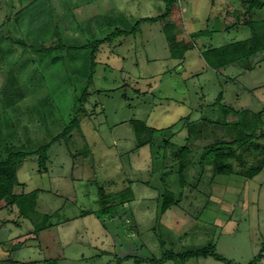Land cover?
I'll use <instances>...</instances> for the list:
<instances>
[{"label":"rangeland","instance_id":"374dc122","mask_svg":"<svg viewBox=\"0 0 264 264\" xmlns=\"http://www.w3.org/2000/svg\"><path fill=\"white\" fill-rule=\"evenodd\" d=\"M242 1L177 0L168 23L137 22L164 12L163 0H0V151L47 144L88 94L80 129L51 144L45 168L32 155L17 169L15 192L37 190L35 207L24 215L0 201V264H225L166 256L209 245L247 264L260 253L264 49L220 68L201 55L250 37L245 17L264 20V4L245 15ZM116 28L133 31L95 44ZM235 119L246 140L225 144ZM142 125L155 133L138 137ZM185 145L180 181L172 154ZM208 145L236 154L213 164ZM100 188H130L131 200L102 212ZM165 189L179 201L161 213Z\"/></svg>","mask_w":264,"mask_h":264},{"label":"trees","instance_id":"16d2710c","mask_svg":"<svg viewBox=\"0 0 264 264\" xmlns=\"http://www.w3.org/2000/svg\"><path fill=\"white\" fill-rule=\"evenodd\" d=\"M165 9L164 12L161 14L154 16V17H142L139 18L137 22H143V21H149V22H154L156 20H163V21H168L170 20V17L176 14L177 8H178V2L177 0H163ZM243 4L245 5V15L247 12L251 11L254 8H260L264 4V0H243ZM243 24L247 25L250 30H251V36L236 42L228 43L226 45H221L217 47H208L207 49L203 50L201 52V55L205 59V61L210 65L211 67L214 68H220L226 63H228L231 60L232 56H236L238 50H242V52H245V55L248 54H253L261 49H264V20L261 21H252L250 17L246 18L243 22ZM133 30H125L122 28H116L113 32H111L109 35H107L105 38L97 40L96 45L98 46L99 43H102L104 41H112L116 36H120L122 34H129ZM261 40L262 42H260ZM60 48V44L55 42L48 46L47 48L45 47V50L52 51L53 49H58ZM192 48L191 45H186L185 47L179 49V51L176 50H171L170 54L174 58H183L184 54L187 50ZM233 57V59H234ZM93 76V75H92ZM90 77V81L91 78ZM89 81V84H90ZM16 92V90L14 91ZM14 92L11 91L12 93V98L9 100L14 102ZM221 94L218 96V100H221ZM87 92L86 89L83 90V93L77 98V103L74 105L73 110H72V115L70 116L68 122L64 125L62 131L56 135L50 142L47 144H44L40 146L39 148L35 149L34 151H27L24 150L20 147H12V146H7L5 147V151L2 152L0 151V201L6 198H9V202L11 204H15L19 212L21 214L26 215L27 211L32 210L35 207V201L36 197L38 194L37 190H34L29 193H17L15 192V186L19 184L17 180V169L23 164V162L29 158L30 156L34 155L36 156V160L38 162V166L40 168H45V161L47 159V152L51 146V144L57 140L58 138L61 137H67L73 129H80V113L84 112L83 108V103L87 97ZM231 124L235 125V131L237 134L236 138H231L227 143H238L240 141H245L246 140V133L244 134H239L240 132V124L241 121L239 119L233 120ZM136 135L139 137L140 133L143 132L145 129L148 133H155L156 129L155 128H150V127H145L142 125V127L137 129V126L134 127ZM241 135V136H240ZM245 135V136H244ZM248 135V134H247ZM150 142V139H145V140H140L138 141L137 146H142ZM223 145V144H221ZM208 145L206 152L204 154H210L211 151L216 150V148L209 147ZM190 149L187 145L182 146L179 148L176 152L172 154V158L174 160H179L178 161V173L180 176V181L183 180V170L185 168V163L187 157L189 155ZM235 151L233 149H230L228 152H220L216 150L213 154V164H219L220 162L223 161L224 158H229V157H234L235 156ZM185 158V159H184ZM216 173H230V170L222 167V164L217 165L215 169ZM102 189H99L100 197H99V203L100 206L102 207L101 211L102 212H107L110 211L111 208L116 207V205H123L131 200V189L126 188L122 191L113 193V194H107L104 195L102 194ZM130 196V197H127ZM161 206H160V212L164 213L171 205L177 203L179 200H175L173 192L169 191L168 189H165L161 195ZM117 200V201H116ZM118 203H114V202ZM82 215H85L86 212H82ZM135 226V225H134ZM264 251V247L260 250V253L254 257L250 262L247 264H255L260 261L262 258V254ZM166 256H169L170 258H173L174 256H178L181 259H188L190 257H196V256H202V257H207L211 256L217 260H222L224 261L225 264H237L231 261L225 260L222 256L219 254L215 253L213 250L212 246H206L201 249L197 250H189L185 251L181 254H175L173 252H170L169 254H166ZM124 258H127L125 256Z\"/></svg>","mask_w":264,"mask_h":264},{"label":"crops","instance_id":"0c3cea01","mask_svg":"<svg viewBox=\"0 0 264 264\" xmlns=\"http://www.w3.org/2000/svg\"><path fill=\"white\" fill-rule=\"evenodd\" d=\"M211 47H213V46H211ZM189 50H190V49H189ZM187 51H188V50H187ZM187 51H186V52H187ZM184 55H185V54H184Z\"/></svg>","mask_w":264,"mask_h":264}]
</instances>
